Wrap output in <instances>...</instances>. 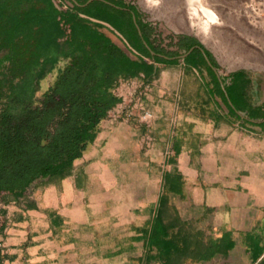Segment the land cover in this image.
<instances>
[{"label": "crops", "instance_id": "0c3cea01", "mask_svg": "<svg viewBox=\"0 0 264 264\" xmlns=\"http://www.w3.org/2000/svg\"><path fill=\"white\" fill-rule=\"evenodd\" d=\"M167 50L61 183L0 204V264H264V75Z\"/></svg>", "mask_w": 264, "mask_h": 264}, {"label": "trees", "instance_id": "16d2710c", "mask_svg": "<svg viewBox=\"0 0 264 264\" xmlns=\"http://www.w3.org/2000/svg\"><path fill=\"white\" fill-rule=\"evenodd\" d=\"M109 1L115 5L97 0L88 8L100 9L119 35L80 16L77 4L66 11L53 0H0V204L61 183L118 104L115 88L151 75L145 58H177L178 52L149 40L139 14L119 10L123 0ZM197 42L184 36L179 50ZM187 59L207 63L200 52ZM4 224L0 213V231Z\"/></svg>", "mask_w": 264, "mask_h": 264}, {"label": "rangeland", "instance_id": "374dc122", "mask_svg": "<svg viewBox=\"0 0 264 264\" xmlns=\"http://www.w3.org/2000/svg\"><path fill=\"white\" fill-rule=\"evenodd\" d=\"M102 1L113 4L109 0ZM125 1L132 2L138 8L140 18L148 24L150 38L155 44L175 49L179 47L182 37H195L214 55L223 72L246 70L264 75V0H204L218 17L214 24L216 30L210 31L213 32L211 34L201 31L198 24L192 26L194 19L202 22L206 20V16L200 12L195 18L191 16L188 0H157L154 6L148 0ZM60 5L62 10L72 8L70 0H62ZM82 11L80 15L110 25L102 20L104 16L100 9L94 11L87 8ZM126 37L132 42L128 34ZM200 53L209 64L210 53L206 54L202 50ZM135 81L136 79H131L123 82L125 87L132 89L135 86L131 84ZM46 83L44 81L43 86Z\"/></svg>", "mask_w": 264, "mask_h": 264}, {"label": "bare ground", "instance_id": "6f19581e", "mask_svg": "<svg viewBox=\"0 0 264 264\" xmlns=\"http://www.w3.org/2000/svg\"><path fill=\"white\" fill-rule=\"evenodd\" d=\"M148 2H150L151 6L152 5L154 6V4L157 3V0H148ZM188 2H189L188 7H189V10L191 11L190 12L191 16L194 17L196 15H200L199 12L202 15L206 16V20H203L202 22L200 20L197 21L194 19L192 21V26H195L196 24H198L200 26L199 27L200 30L207 34L210 31H215L216 28H214L215 27L214 24L218 21V17L215 13V10H212V7L209 4H207L206 1L204 0H188ZM211 33L213 32H210L209 34Z\"/></svg>", "mask_w": 264, "mask_h": 264}, {"label": "flooded vegetation", "instance_id": "af4514ba", "mask_svg": "<svg viewBox=\"0 0 264 264\" xmlns=\"http://www.w3.org/2000/svg\"><path fill=\"white\" fill-rule=\"evenodd\" d=\"M72 3V7L77 4L79 5V7L83 10V9H87L88 6L92 5L94 1L97 0H78L79 2H77L76 0H70ZM115 1H121V0H115ZM123 3L125 4L124 6H117L119 7V10L121 12H129V13H133L135 11L136 14H140V11L138 10V8L132 3V2H127L125 0H123ZM198 40L197 43H195L192 46V50L188 53L190 54L191 52H193V55L198 56V52L201 51V48L205 49L206 54L211 53L209 49H207L205 47V45L201 42V40H199L198 38H196ZM149 40L151 41V38L149 37ZM155 54V53H154ZM187 54V55H188ZM166 57V56H165ZM213 57V58H212ZM208 59L212 62V59H214L217 62V59L214 57V55L211 53V56H208Z\"/></svg>", "mask_w": 264, "mask_h": 264}, {"label": "water", "instance_id": "95a60500", "mask_svg": "<svg viewBox=\"0 0 264 264\" xmlns=\"http://www.w3.org/2000/svg\"><path fill=\"white\" fill-rule=\"evenodd\" d=\"M53 2H54V4L60 9V3H59V1L58 0H53ZM134 20H136V17L134 16ZM203 43V42H202ZM206 47V46H205ZM125 50H126V52L130 55V56H133V51H132V49L128 46V45H125ZM201 50L203 51V52H205V49L204 48H201ZM185 56V55H184ZM208 62H209V64H211V62H210V60L208 59Z\"/></svg>", "mask_w": 264, "mask_h": 264}]
</instances>
